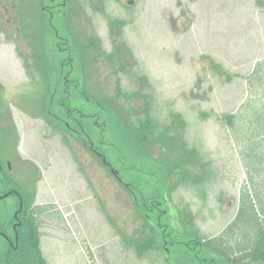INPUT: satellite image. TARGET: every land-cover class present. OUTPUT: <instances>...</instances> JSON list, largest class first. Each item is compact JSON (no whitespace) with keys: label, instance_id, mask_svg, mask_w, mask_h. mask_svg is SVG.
Instances as JSON below:
<instances>
[{"label":"rangeland","instance_id":"rangeland-1","mask_svg":"<svg viewBox=\"0 0 264 264\" xmlns=\"http://www.w3.org/2000/svg\"><path fill=\"white\" fill-rule=\"evenodd\" d=\"M263 59L264 0H0V152L58 204L42 264H242L201 241L237 215L247 175L223 117Z\"/></svg>","mask_w":264,"mask_h":264},{"label":"flooded vegetation","instance_id":"flooded-vegetation-1","mask_svg":"<svg viewBox=\"0 0 264 264\" xmlns=\"http://www.w3.org/2000/svg\"><path fill=\"white\" fill-rule=\"evenodd\" d=\"M24 167L16 152H0V264H42L37 246L41 209L35 191L27 193L17 183Z\"/></svg>","mask_w":264,"mask_h":264},{"label":"trees","instance_id":"trees-1","mask_svg":"<svg viewBox=\"0 0 264 264\" xmlns=\"http://www.w3.org/2000/svg\"><path fill=\"white\" fill-rule=\"evenodd\" d=\"M262 66L259 65L254 76V88L249 103L236 114L225 117L226 124L233 141L238 146L241 157L242 154L246 156L244 162L247 166L254 159L257 160L260 156L264 157V143L258 141L259 134H262L264 137V93L258 94L260 90L264 92V72L261 71L263 70ZM259 120L262 121L259 122ZM142 131L144 135L150 134L151 124L149 122L142 124ZM256 198V192L252 194L246 192L241 199L242 204L239 217L241 218L242 216V220L248 224L249 230L243 238L242 243L240 242L235 248L250 249L249 254L246 256H253L254 253L255 258L259 253L258 249H264V205L259 206L255 200ZM204 245L213 250L218 249V251L219 249H230L227 247L225 237H220L214 241L208 240ZM139 253L141 254V252Z\"/></svg>","mask_w":264,"mask_h":264},{"label":"crops","instance_id":"crops-1","mask_svg":"<svg viewBox=\"0 0 264 264\" xmlns=\"http://www.w3.org/2000/svg\"><path fill=\"white\" fill-rule=\"evenodd\" d=\"M264 93L263 90L258 91V94ZM260 109V108H259ZM261 110V109H260ZM262 120H259L261 122ZM258 141L264 143V137L262 134H259ZM248 174L251 182L249 183L253 193L256 192L257 198L255 199L259 206L264 205V157H258L257 160H253L248 164ZM249 230V226L244 227V232ZM250 249H240L242 255L243 264H251L254 261L253 256L247 257ZM258 259L257 263L252 264H264V249H258Z\"/></svg>","mask_w":264,"mask_h":264},{"label":"bare ground","instance_id":"bare-ground-1","mask_svg":"<svg viewBox=\"0 0 264 264\" xmlns=\"http://www.w3.org/2000/svg\"><path fill=\"white\" fill-rule=\"evenodd\" d=\"M54 212H56V211H54Z\"/></svg>","mask_w":264,"mask_h":264}]
</instances>
